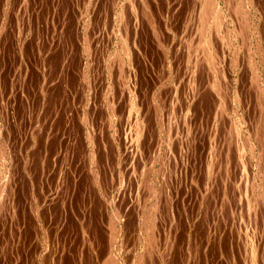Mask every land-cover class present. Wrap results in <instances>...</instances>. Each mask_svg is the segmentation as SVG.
<instances>
[{
	"label": "rangeland",
	"instance_id": "1",
	"mask_svg": "<svg viewBox=\"0 0 264 264\" xmlns=\"http://www.w3.org/2000/svg\"><path fill=\"white\" fill-rule=\"evenodd\" d=\"M0 150V264H264V0H0Z\"/></svg>",
	"mask_w": 264,
	"mask_h": 264
},
{
	"label": "bare ground",
	"instance_id": "2",
	"mask_svg": "<svg viewBox=\"0 0 264 264\" xmlns=\"http://www.w3.org/2000/svg\"><path fill=\"white\" fill-rule=\"evenodd\" d=\"M213 1V0H212ZM215 1V0H214ZM210 2H211V0H210ZM205 3H206V1H205ZM213 3V2H212ZM211 3V4H212ZM241 3V2H240ZM206 5V4H205ZM204 5V6H205ZM214 5V4H213ZM202 7V8H204V10L206 11V9L207 8H205V7ZM197 8V7H196ZM240 9V8H239ZM197 11V10H196ZM201 11V10H200ZM209 12H210V10H209ZM216 12V11H215ZM203 13V12H202ZM204 14H205V12H204ZM206 15V14H205ZM221 15V14H220ZM209 16V15H208ZM202 18H204V17H202ZM207 18V17H206ZM241 20V19H240ZM203 20L201 19V22H202ZM204 22V21H203ZM247 24V23H246ZM204 27V26H203ZM209 27V26H208ZM220 27V26H219ZM201 36V35H200ZM201 38V37H200ZM192 46V45H191ZM258 47V46H257ZM215 49V48H214ZM255 49V48H254ZM125 50V49H124ZM213 50V49H212ZM211 54V53H210ZM212 54H214V53H212ZM255 69V68H254ZM21 71V70H20ZM210 80V79H209ZM254 80V79H253ZM217 82V81H216ZM171 91V90H170ZM169 98V97H168ZM186 104V103H185ZM228 109V108H227ZM236 109V108H235ZM232 112V111H231ZM222 125V124H221ZM262 128V127H261ZM218 129V128H217ZM222 130V129H221ZM218 131V130H217ZM196 132V131H195ZM132 135V134H131ZM232 135V134H231ZM191 138V137H190ZM89 139V138H88ZM189 149V148H188ZM248 149V148H247ZM96 150V149H95ZM1 151V150H0ZM259 151V150H258ZM90 152V151H89ZM98 152V151H97ZM171 154V153H170ZM132 155V154H131ZM6 156V155H5ZM258 156V155H257ZM1 158V157H0ZM250 160V159H249ZM238 162V161H237ZM256 162V161H255ZM106 166V165H105ZM183 166V165H182ZM11 173V172H10ZM9 173V174H10ZM15 174V173H14ZM106 174V173H105ZM227 177V176H226ZM92 178V177H91ZM136 178V177H135ZM169 178V177H168ZM216 178V177H215ZM221 178V177H220ZM261 178V177H260ZM162 179V178H161ZM166 179V178H165ZM166 184V183H165ZM222 189V188H221ZM147 190V189H146ZM209 190V189H208ZM158 194V193H157ZM160 195V194H159ZM11 196V195H10ZM145 196V195H144ZM7 199V198H6ZM163 201V200H162ZM205 201V200H204ZM206 204V203H205ZM129 206V205H128ZM166 206V205H165ZM206 207V206H205ZM157 212V211H156ZM140 214V213H139ZM160 214V213H159ZM179 214V213H178ZM160 216V215H159ZM196 216V215H195ZM160 220V219H159ZM151 223V222H150ZM147 225V224H146ZM111 231V230H110ZM240 236V235H239ZM148 240V239H147ZM160 240V239H159ZM248 240V239H247ZM261 243V242H260ZM128 244V243H127ZM134 244V243H133ZM132 245V244H131ZM259 245V244H258ZM133 247V246H132ZM164 249V248H163ZM132 251V250H131ZM115 252H116V250H115ZM126 252V251H125ZM150 253V252H149ZM124 254V253H123ZM236 254V253H235ZM137 256V255H136ZM112 257V256H111ZM132 259V258H131ZM136 259V258H135ZM137 259H138V257H137ZM171 259V258H170ZM104 260V259H103ZM113 260V259H112ZM154 260V259H153ZM125 261V260H124ZM111 262H113V263H116V261H111ZM110 262V263H111ZM154 262V261H153ZM125 263V262H124ZM173 263V262H172ZM126 264V263H125Z\"/></svg>",
	"mask_w": 264,
	"mask_h": 264
}]
</instances>
